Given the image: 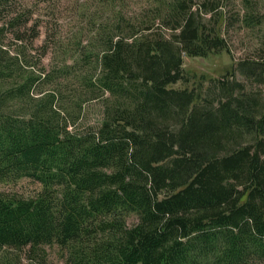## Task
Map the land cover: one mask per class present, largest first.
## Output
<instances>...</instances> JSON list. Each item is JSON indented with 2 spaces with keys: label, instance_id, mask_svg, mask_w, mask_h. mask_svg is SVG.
Listing matches in <instances>:
<instances>
[{
  "label": "trees",
  "instance_id": "16d2710c",
  "mask_svg": "<svg viewBox=\"0 0 264 264\" xmlns=\"http://www.w3.org/2000/svg\"><path fill=\"white\" fill-rule=\"evenodd\" d=\"M100 1L37 48L39 5L0 0V183L42 187L0 193V264H264V58L176 88L228 50L219 1Z\"/></svg>",
  "mask_w": 264,
  "mask_h": 264
},
{
  "label": "rangeland",
  "instance_id": "374dc122",
  "mask_svg": "<svg viewBox=\"0 0 264 264\" xmlns=\"http://www.w3.org/2000/svg\"><path fill=\"white\" fill-rule=\"evenodd\" d=\"M38 6L36 16L43 21L41 35L35 42L37 48L42 47L47 32L64 40L72 41L74 35L82 30L84 37L90 16L89 13H101L97 21H106L111 16L112 5L100 0H28ZM140 0H126L127 10L136 9ZM196 7L208 0H194ZM219 1L222 13V34L227 40L228 50L212 53L208 57L184 58V69L190 78V83H179L176 88L202 90V95L214 79L229 77L235 73L236 78L242 82L245 79L238 72L239 64L248 61H262L264 58V0H210ZM99 21V22H100ZM41 52V51H39ZM36 53V52H34ZM53 51H49L42 59L41 65L46 69L51 67L54 57ZM264 60V59H263ZM231 79V78H230ZM256 84L248 85V88H257ZM263 87V86H260ZM204 91V92H203ZM103 108L96 102L85 106L86 125H96L101 119ZM42 187L31 179H23L17 183H0V193L18 194L25 198L35 197ZM136 217H131L128 223L132 225ZM52 264H62L57 252H52L50 257Z\"/></svg>",
  "mask_w": 264,
  "mask_h": 264
}]
</instances>
